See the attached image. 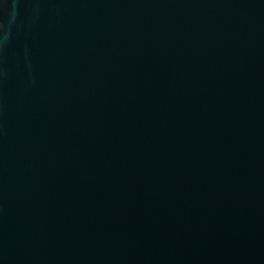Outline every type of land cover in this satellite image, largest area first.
<instances>
[{
    "label": "water",
    "instance_id": "water-1",
    "mask_svg": "<svg viewBox=\"0 0 264 264\" xmlns=\"http://www.w3.org/2000/svg\"><path fill=\"white\" fill-rule=\"evenodd\" d=\"M0 264H264V0H0Z\"/></svg>",
    "mask_w": 264,
    "mask_h": 264
}]
</instances>
